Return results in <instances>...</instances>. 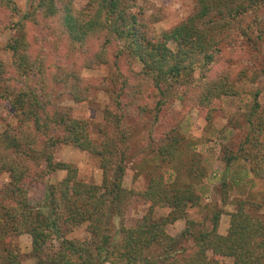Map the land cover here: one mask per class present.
<instances>
[{
  "label": "trees",
  "instance_id": "1",
  "mask_svg": "<svg viewBox=\"0 0 264 264\" xmlns=\"http://www.w3.org/2000/svg\"><path fill=\"white\" fill-rule=\"evenodd\" d=\"M26 1L22 9L16 0H0V23L8 15L2 28L11 33L4 47L12 56L10 63L0 60V118L15 119L0 132V173L8 175L0 187L4 263L21 264L13 241L27 233L35 264H264L259 204L237 199L223 234L218 231L220 210L207 214L210 227L187 218V208L200 204L206 171L194 151L197 143L187 140L176 125L164 131L152 128L163 125L161 112L173 94L200 110L210 125L213 105L238 95L237 79L264 75V55L256 54L264 37V0H194L193 11L183 21L158 35L149 30L135 0H86L81 8L74 0ZM30 26L38 29L35 34L29 35ZM43 30L51 31L46 35ZM244 41L254 50L258 67L250 62L251 67L236 76L227 69L214 71L221 46ZM96 44L84 66L108 65L102 84L82 86L88 80L80 74L66 69L59 76L60 64L51 68L47 62L49 48L65 56L64 51L85 53ZM121 56L126 57L124 71ZM56 87L68 88L76 102L85 100L94 87L108 95L99 142L90 138L86 120L56 104ZM253 96L244 112L248 131L239 148L243 154L230 155L227 161L247 162L253 178L264 180V107L258 92ZM5 102L12 111L3 116ZM138 130L146 141L142 148L133 144ZM60 144L97 156L101 182L82 181L75 165L56 161L54 151ZM147 148L153 155L148 162L158 164V170L149 173L143 190L125 188L127 163ZM144 164L142 158L139 173ZM58 170L65 176L49 184L43 202L32 205V185ZM235 178L223 186L233 185ZM134 195L148 203V210L134 225L121 226L114 238L109 222ZM156 208L169 211L156 216ZM179 219L186 223L180 238L167 231ZM82 224L86 238L67 237ZM54 237L60 242L51 247Z\"/></svg>",
  "mask_w": 264,
  "mask_h": 264
},
{
  "label": "rangeland",
  "instance_id": "2",
  "mask_svg": "<svg viewBox=\"0 0 264 264\" xmlns=\"http://www.w3.org/2000/svg\"><path fill=\"white\" fill-rule=\"evenodd\" d=\"M16 3L22 9L27 6L26 0H16ZM85 3L86 0H74V5L77 8L83 7ZM135 3L139 10H142V16L149 30L156 33V35L162 30H167L183 21L193 11L194 7V0H135ZM135 8L138 9L137 7ZM8 17V15H4L0 23V60L6 63H10L12 60L11 52L4 47L11 33L9 28H2L4 24H8ZM37 30L34 26H30L29 35L35 34ZM46 31L48 32L46 33ZM50 31L43 30L42 32L47 35ZM96 46L97 44L95 47L89 46L88 52L85 53L75 50L68 54L64 51L65 56H62L63 54H54V51L49 48L46 51L47 62L51 64V68H53L54 64H60L59 76H61L60 72L66 69L74 74H80L81 77L88 80L82 83V86L87 83L102 84V78L108 75L110 67L106 64L94 67L84 66L88 56L92 50L96 49ZM171 46L173 47V44ZM220 50L218 59L213 66L214 71L227 69L233 76H236L243 67H251L248 65L250 62H252L253 66L258 67L259 65L254 55V50L245 41L239 46L236 44L229 46L226 43L221 46ZM256 54L259 56L264 55V37L258 45ZM110 58L113 59V55ZM125 58L123 56L119 57V66L123 71L127 66ZM137 66L136 64L134 68ZM248 75L236 80L238 95L222 97L219 102L213 105L214 112L210 125L207 124L200 110L189 106V103L181 101L176 94H173L172 97L167 99L164 105L165 109L161 112L163 125L152 127L164 131L170 126L176 125L187 140L196 141L197 144L194 146V151L201 155L202 164L206 171L202 185L199 188L202 196L200 204L187 208V218L210 227L211 222L207 214H213L220 210L218 231L222 234L226 233L229 224V215L227 213L234 209L237 199L255 201L259 204L256 212H258L259 216H264V180L253 178L252 174L249 173V164L247 162L239 159L231 160V164H228L227 161L230 155L243 154L239 148L248 131L244 120V112L252 104L254 93L258 92L256 98L261 106L264 107V75L258 74L255 76L252 73ZM65 88L56 87L58 91L56 104L67 108L73 117L86 120L90 138L99 142L102 139L100 127L104 120V108L109 102L108 95L100 88L94 87L89 90L85 100L76 102L68 93V88ZM4 107L6 111L3 112V116L6 115V112L12 111L9 103L5 102ZM7 122L15 124V119L12 116H7L6 119L0 118V132L5 128ZM104 128H106V125H104ZM137 134L133 144L142 148L146 141H142L140 130H138ZM245 147V150H247L250 145L247 144ZM152 157L153 155L147 148L145 154L141 155V157H135L127 163L123 178L125 188H132L138 191L146 187L149 173L152 170H158V164H154L153 161L148 162ZM54 158L56 161L75 165L78 169V178L80 180L94 184L101 182L102 176L97 156L80 150L71 144H60L54 151ZM142 158L147 160V164L143 165L144 167L139 173L137 166L142 163ZM64 176L65 171H54L49 173L42 182L33 184L28 193L29 202L32 205H39L44 200L49 184L59 181ZM234 177H236V183L231 186H223L224 182L231 183ZM7 182L8 175L0 173V187ZM147 210L148 203L141 197L134 195L127 204L125 203L123 213L113 217L109 222L110 234L116 238L118 229L121 226L129 227L134 225ZM168 211L169 208H156L154 212L156 216H160L167 214ZM185 226V220L179 219L170 224L167 227V231L170 235L180 238ZM87 236L86 224L73 228L67 234V237L71 239H84ZM59 242L60 239L54 237L50 242V246H57ZM13 244L19 250L21 264L36 263V258L33 256L31 249V238L27 233L20 234L14 239ZM0 264H5L1 258Z\"/></svg>",
  "mask_w": 264,
  "mask_h": 264
}]
</instances>
